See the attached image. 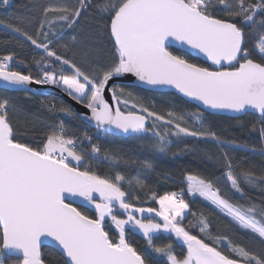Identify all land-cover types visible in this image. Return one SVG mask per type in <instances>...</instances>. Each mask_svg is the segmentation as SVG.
<instances>
[{"label":"snow or ice","instance_id":"snow-or-ice-1","mask_svg":"<svg viewBox=\"0 0 264 264\" xmlns=\"http://www.w3.org/2000/svg\"><path fill=\"white\" fill-rule=\"evenodd\" d=\"M91 6V0H32L28 24L34 32L12 23L13 17L0 19L17 44L27 42L38 50L33 61L39 78L12 70L14 54L0 56L5 89L28 94L33 91L29 85H54L89 110L85 119L94 123L97 140H147L145 147L153 154H165L174 143H187L186 138L221 149L228 188L188 175L187 195L202 198L229 224L251 234L260 250L213 235L203 213H190L196 220L189 224L202 236L192 234L182 224L190 211L183 189L152 192L159 210L142 206L137 189L147 188L146 182L139 174L128 178L120 171L121 164L137 162L107 152L101 160L93 136L69 134L62 118L75 115L69 106H49L62 116L35 146L18 140L14 120L23 109L10 97H0V264H46L42 247L53 248L60 264H264V196L260 203H239L246 198L245 186L264 190V166L258 172L245 168L225 150L264 156V0H102L95 7L105 21L98 31L112 42L107 64L99 62L95 44L87 46L78 63L73 59L78 38L65 35V29L75 33L80 28ZM0 7H11L10 0H0ZM190 54H202L214 67L190 62ZM127 75L141 91L174 89L197 111L169 107L161 114L144 103L147 97L116 84ZM106 89L115 107L106 101ZM225 111L254 115L251 129L259 134V149L212 129L208 116ZM93 162H106L114 174L100 175ZM138 167L145 175L154 171L150 159ZM137 231L143 248L129 239ZM161 239L169 242L156 243ZM180 241L186 247L183 255L174 249Z\"/></svg>","mask_w":264,"mask_h":264},{"label":"trees","instance_id":"trees-1","mask_svg":"<svg viewBox=\"0 0 264 264\" xmlns=\"http://www.w3.org/2000/svg\"><path fill=\"white\" fill-rule=\"evenodd\" d=\"M99 2H102V0H91L92 6L88 10L85 19L81 21L80 28L75 33H72L70 29H65V35L68 39H70L69 33L76 35L78 38L77 54L73 56V59L78 63L81 60L83 51H86L87 46L90 44H95L100 49L98 55L100 63L107 64L111 60L110 49L112 42L108 39L107 34L101 35L98 31L100 25L105 22L95 7ZM10 3L11 7L9 8L0 7V19L7 22L8 17H13L12 23L26 28L30 32H34L35 27L28 24V18L33 15L31 10L32 0H10ZM15 17H19L20 19H15ZM13 35L10 30L0 25V56L14 54V62L11 64L12 70L24 74L30 73L34 77L39 78L37 66L33 61V56L38 50L34 46H30L27 42L25 46L17 44L12 39ZM172 50L174 52L177 51L176 49ZM253 58L256 59L255 56ZM186 59L203 67H211L190 55L186 56ZM18 60H23L24 63L16 62ZM121 86H124L129 91L138 93L140 96L147 97L144 103L149 107L154 105L155 110L161 114H164L169 107H174L186 114L197 111V108L193 107L192 103H184L175 93H153L141 91L140 88L135 86ZM0 97H10L23 109V111L17 114L14 120V126L17 129L16 138L32 146H35L51 130L56 117L62 116V114L50 112L49 106L55 104L57 106L64 105L71 107L65 100L56 95L40 96L32 93L25 94L23 91L0 89ZM120 107L123 108L124 105L121 104ZM62 118L68 128L69 134L81 138L84 133L93 136V143L99 144L102 149V160L103 152H107L116 153L129 161L137 162L136 164L129 163L128 166L121 164L120 171L128 178L135 177L139 174L141 179L146 182L147 188L143 190L137 189L142 206L153 207L159 210V204L150 199L152 192L157 193V195H163L170 192L180 193L183 189L184 198L189 201L190 211L186 215V219L182 221V224L192 234L198 238L202 236L198 227L189 224V221L196 220V217H193L190 213H203L210 221V231H212L213 235L219 234L227 236L233 244L245 247L249 251L258 252L260 250L259 245L251 238V234L240 229L238 226L229 224L228 218L212 209L202 198H193L187 195L186 177L188 175L212 180L222 190L228 188V183L222 168L224 157L221 149L212 144H206L203 141L186 138L187 143H174L165 154H153L147 151L145 147L149 143L147 140H133L129 138L114 139V142L104 139L97 140L95 138L96 130L86 125L76 114L71 117ZM208 120L212 129L227 140H234L237 144L247 145L249 147L255 146L257 149L262 146L258 132L252 131L251 129V125L255 122L254 115H244L238 117V119L221 115H211L208 116ZM225 150L229 152V156L236 164H243L245 168L252 167L253 171L258 172L260 167L264 166V156L258 153L252 154L240 148ZM209 156L211 159H209ZM243 157H247V159L242 160ZM143 159H150L153 162L154 171L150 174L145 175L143 170L138 167L139 161ZM93 169L102 176L114 174V169L110 168L106 162H93ZM236 171L239 173L241 171L240 167H237ZM245 193L246 198L239 200V203H246L248 199L260 203L261 197L264 196V190L262 188H248L245 186ZM232 199L233 202H237L236 197ZM133 203H136V201H133ZM83 210L89 211V209ZM89 214L91 215L93 212L89 211ZM129 239L138 248L145 246L142 233L138 231L134 235L130 234ZM172 240L174 241L173 237ZM167 242L169 241L166 239L156 241V243ZM206 242L211 243V241ZM174 249L177 255L186 253V249L178 243L174 244ZM221 250L229 254L226 248H221ZM42 252L46 264H60V257L53 248L44 247Z\"/></svg>","mask_w":264,"mask_h":264},{"label":"water","instance_id":"water-1","mask_svg":"<svg viewBox=\"0 0 264 264\" xmlns=\"http://www.w3.org/2000/svg\"><path fill=\"white\" fill-rule=\"evenodd\" d=\"M175 49V48H174ZM177 50V49H176ZM190 56L196 58V59H199L200 61L210 65L211 67H214L211 65L210 61H208L206 59V57H204L202 54L201 55H196V54H190ZM225 67H229L227 65H225ZM112 82H110L111 84ZM134 83H135V78L130 76V75H127L125 77H121V78H118L116 80V84L117 85H128V86H134ZM29 89H32L33 91L32 92H29V93H32L34 95H40V96H49V95H56L60 98H62L63 100H65L70 106L71 108L73 109V111L75 112V114L86 124L88 125L89 127L95 129V126H94V123L92 122H89L85 119V117L87 116H90L91 113L89 112L88 109L84 108L81 104H78L75 100L71 99L69 96H67L64 92H62L59 88H56L54 85H37V84H32V85H29L28 86ZM0 89L2 90H6L5 89V85L3 84L2 81H0ZM8 91V90H7ZM13 91H20V90H13ZM24 92V91H23ZM155 92H162V93H166V92H171V93H175V90L174 89H161V90H156ZM178 95V94H176ZM179 96V95H178ZM105 99L106 101L112 105L113 107H115L116 105L114 104L113 100H112V94H111V91L110 90H107L105 91ZM194 102H192L193 104ZM215 115H221V116H227V117H233V118H237V117H241V116H244V114H234V113H231V112H221V113H218V114H215ZM96 130V129H95ZM138 216L140 214H137ZM149 214L145 213L144 216H148ZM152 217L162 223V221L160 220L159 217H155L154 213L151 214ZM175 240V237L172 236ZM180 246L184 247L186 249V247L183 245V242L180 241V242H177ZM44 247H42L41 251L43 250ZM51 248V247H50ZM42 256L44 258V255H43V252H42Z\"/></svg>","mask_w":264,"mask_h":264},{"label":"built area","instance_id":"built-area-1","mask_svg":"<svg viewBox=\"0 0 264 264\" xmlns=\"http://www.w3.org/2000/svg\"><path fill=\"white\" fill-rule=\"evenodd\" d=\"M86 151H90V149H86ZM100 159L102 160V157H100ZM181 193V192H180ZM184 194V193H183Z\"/></svg>","mask_w":264,"mask_h":264},{"label":"rangeland","instance_id":"rangeland-1","mask_svg":"<svg viewBox=\"0 0 264 264\" xmlns=\"http://www.w3.org/2000/svg\"><path fill=\"white\" fill-rule=\"evenodd\" d=\"M188 213H186V215H187Z\"/></svg>","mask_w":264,"mask_h":264}]
</instances>
